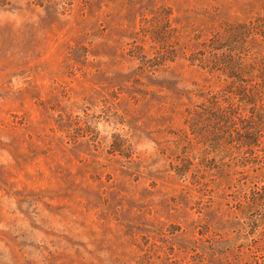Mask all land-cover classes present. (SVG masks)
Masks as SVG:
<instances>
[{
	"label": "rangeland",
	"instance_id": "obj_1",
	"mask_svg": "<svg viewBox=\"0 0 264 264\" xmlns=\"http://www.w3.org/2000/svg\"><path fill=\"white\" fill-rule=\"evenodd\" d=\"M253 21L264 0H0V264H264L260 167L191 130L225 95L207 44Z\"/></svg>",
	"mask_w": 264,
	"mask_h": 264
},
{
	"label": "trees",
	"instance_id": "obj_2",
	"mask_svg": "<svg viewBox=\"0 0 264 264\" xmlns=\"http://www.w3.org/2000/svg\"><path fill=\"white\" fill-rule=\"evenodd\" d=\"M263 27L261 21L226 25L220 35H213L207 44L210 56L202 57V64L225 77V95L213 96L209 106L200 107L191 115V130L196 136L205 139L209 135L206 140L222 150L239 144L246 152L238 166L255 163L261 176L264 156L253 151L264 144V57L243 56L248 46L261 39ZM260 191H264L262 183ZM253 198L264 200V194Z\"/></svg>",
	"mask_w": 264,
	"mask_h": 264
}]
</instances>
